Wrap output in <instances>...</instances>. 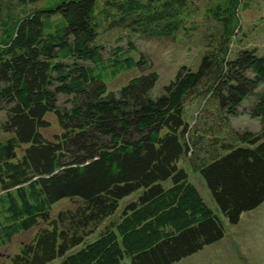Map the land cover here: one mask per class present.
I'll use <instances>...</instances> for the list:
<instances>
[{
  "label": "trees",
  "instance_id": "obj_1",
  "mask_svg": "<svg viewBox=\"0 0 264 264\" xmlns=\"http://www.w3.org/2000/svg\"><path fill=\"white\" fill-rule=\"evenodd\" d=\"M241 2L0 0V264H175L264 204V54L232 51ZM195 26L207 31L196 67L153 94L158 73L135 37ZM195 96L207 103L190 126ZM242 108L259 129L229 126Z\"/></svg>",
  "mask_w": 264,
  "mask_h": 264
},
{
  "label": "rangeland",
  "instance_id": "obj_2",
  "mask_svg": "<svg viewBox=\"0 0 264 264\" xmlns=\"http://www.w3.org/2000/svg\"><path fill=\"white\" fill-rule=\"evenodd\" d=\"M238 11L240 29L242 28V31L239 32V38L237 37L238 39L233 41L232 51L245 47H254L259 53L264 54V0H242ZM184 16L187 17V23H190L191 20L199 19L198 21H203L205 19V13H197L193 16L185 14ZM185 30H188L190 33ZM205 32L207 31L203 26L199 28L195 26L193 28L181 29L173 39L135 37V46H138L137 48L143 51V55L150 61V68H146V70L154 69L158 73L159 78L152 90L153 94H158L162 91L164 85L173 79L180 65L185 64L196 67L198 56L204 46L203 36ZM136 72L124 73L111 79L109 81L110 89L115 90L132 75H135L134 73ZM61 100L63 102L64 99L62 98ZM206 103L205 98L201 96L190 97L187 100L183 107V113L185 114L184 120L190 126L200 123L199 120L202 118L200 112L203 111ZM244 104V108L247 107V102H244ZM240 112L238 116L229 118V126L233 130L241 131L244 128L259 129L260 123L258 120L249 117L243 108L240 109ZM212 116L214 115L212 114ZM48 118L50 119V125L41 131L46 137H52L60 129L52 115H48ZM185 161H182V166L188 172H191L192 170L189 169L188 164H185ZM189 179L196 185L200 194L206 200L209 199L207 189L198 173L192 172ZM69 205L70 202L68 200L59 201L54 206L53 213L58 209H65ZM242 218L243 222L239 226L231 227L228 230L229 234L222 241L223 244L216 245L218 248L215 246V248L208 249L209 252L202 257L195 254V256L192 255V258L188 257L175 264H247L246 261H248V264H264V204L257 210L248 214L244 213ZM35 230L36 228H33L29 232L16 236L13 243L1 249V253L15 251L21 241H26L32 237ZM218 250L223 251L216 254ZM229 257L230 259H228Z\"/></svg>",
  "mask_w": 264,
  "mask_h": 264
},
{
  "label": "bare ground",
  "instance_id": "obj_3",
  "mask_svg": "<svg viewBox=\"0 0 264 264\" xmlns=\"http://www.w3.org/2000/svg\"><path fill=\"white\" fill-rule=\"evenodd\" d=\"M243 172V171H242Z\"/></svg>",
  "mask_w": 264,
  "mask_h": 264
}]
</instances>
